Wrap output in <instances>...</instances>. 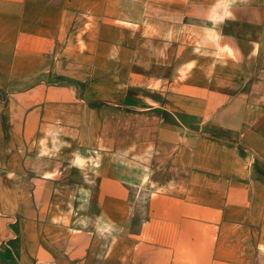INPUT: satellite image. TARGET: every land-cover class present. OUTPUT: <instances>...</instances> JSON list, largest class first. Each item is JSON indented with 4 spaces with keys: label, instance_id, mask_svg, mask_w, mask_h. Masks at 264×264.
Returning a JSON list of instances; mask_svg holds the SVG:
<instances>
[{
    "label": "crops",
    "instance_id": "0c3cea01",
    "mask_svg": "<svg viewBox=\"0 0 264 264\" xmlns=\"http://www.w3.org/2000/svg\"><path fill=\"white\" fill-rule=\"evenodd\" d=\"M0 264H264V0H0Z\"/></svg>",
    "mask_w": 264,
    "mask_h": 264
},
{
    "label": "rangeland",
    "instance_id": "374dc122",
    "mask_svg": "<svg viewBox=\"0 0 264 264\" xmlns=\"http://www.w3.org/2000/svg\"><path fill=\"white\" fill-rule=\"evenodd\" d=\"M194 30L195 29H191V31L186 32L189 35L190 41H192L193 38L198 35V31H194ZM96 156H97V158L95 160V163L100 162L101 158L99 156H101V155H99V153H97ZM134 161H135V159H133V160L131 159V161H130L131 164L129 165V167L132 168L133 170H134V165H133ZM110 162L112 164V168H114L115 170H118L119 164H120V159L118 157V154H111ZM145 193H147V191L145 192L144 190L141 191L140 193L138 192L140 197H142Z\"/></svg>",
    "mask_w": 264,
    "mask_h": 264
}]
</instances>
